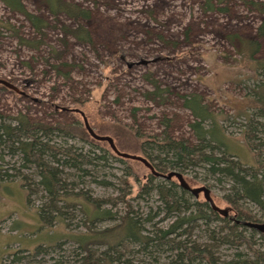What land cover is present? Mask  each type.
Here are the masks:
<instances>
[{
	"label": "rangeland",
	"instance_id": "1",
	"mask_svg": "<svg viewBox=\"0 0 264 264\" xmlns=\"http://www.w3.org/2000/svg\"><path fill=\"white\" fill-rule=\"evenodd\" d=\"M20 1L45 27L37 30L22 12L0 0V123L14 122L24 113L50 125L77 127L75 135L57 131L53 139L108 156L96 167V178L111 185L94 182L90 175L76 180L90 196L115 197L120 195L119 186H126V202L114 211H139L143 218L161 205L155 191L141 188L150 169L135 159L121 160L108 142L94 139L87 130L84 137L81 113L94 131L111 136L121 152L145 157L140 142L154 136L160 141L170 133L176 139L199 143L191 127L196 118L185 106L187 98L198 96L224 128L227 135L217 131L216 136L228 152L246 165L255 163L241 130L250 115L257 114L264 121V115L258 117L254 90L258 84L264 86V71L248 57L247 43L258 41L255 57L264 60V35L259 36L264 11L254 5L264 0H67L86 11L77 18L64 12L54 15L48 0ZM80 27L89 33L91 42L73 35L71 31ZM136 130L146 138L139 140ZM145 147L158 158L156 162L164 156L152 142ZM1 152L5 153L4 168L21 164L20 156H11L2 145ZM129 166L133 175H128ZM175 171L191 188H207L215 204L230 211L223 199L229 181L219 182L203 166ZM171 178L182 185L177 176ZM163 179L167 178L156 177L154 182ZM43 195L32 194L28 204L19 181L0 186V264L10 263V254L18 249L32 250L58 241L63 246L54 244L45 259L49 264H60L59 259L75 264V243L64 239L72 230L61 224L53 230L41 228L38 206L45 201ZM188 197L191 202L206 200L203 190L197 196L188 190ZM246 206L258 217L263 214L253 203ZM66 211L70 229L77 233L84 219L80 206ZM173 219L161 211L146 227L149 231L156 225L167 227ZM261 219L264 222V216ZM197 222L192 239L204 242L209 241L208 229L218 228L221 221ZM111 223L102 221L97 226ZM246 232L249 235L252 229ZM255 239L261 243L259 234L255 233ZM234 253L227 245L220 248L223 259ZM162 263L176 264L171 257H164Z\"/></svg>",
	"mask_w": 264,
	"mask_h": 264
},
{
	"label": "trees",
	"instance_id": "2",
	"mask_svg": "<svg viewBox=\"0 0 264 264\" xmlns=\"http://www.w3.org/2000/svg\"><path fill=\"white\" fill-rule=\"evenodd\" d=\"M1 1L11 9L22 12L37 30L45 27L42 19L29 13L20 0ZM254 5L264 11V4ZM48 6L54 15L63 12L76 18L86 15L84 9L67 0H48ZM71 32L83 42H91L89 33L82 27ZM261 35H264V24L259 31V36ZM247 43L248 57L257 63V69L264 71V60L255 57L259 42L251 39ZM257 86V89H262H254L256 103L259 105L258 117H262L264 86L263 83ZM185 106L196 118L191 127L199 140L198 144L186 139H176L168 133L160 141L157 136L141 141L140 149L160 173L203 166L206 172L219 182L229 181L231 184L223 199L231 206L228 215L233 217L232 220L229 219L230 216L215 210L208 200L191 202L187 188L181 184L179 186L173 178L154 182L156 177L162 176L153 174L151 170L141 188L149 193H157L161 202L157 211L154 214L150 212L146 218H143L139 211L130 209L123 214L114 211V207L120 202H126V196L129 194L126 186H119L118 196L99 198L90 196L79 188L76 182L80 175H90L94 182L111 185L110 181H98L96 178L99 172L96 167L101 161H106L108 156L98 155L95 151L79 150L67 140L62 144L56 142L53 139L55 132H67L66 136H72L75 135L74 127L50 125L35 118L30 119L24 113H19L14 122L0 123V145L11 156L19 155L21 160L19 166L13 164L4 168L5 153L1 152L0 184L19 181L26 190L28 204L32 202V194H44L45 201L38 206L42 229L53 230L54 226L61 224L73 231L70 229V217L66 208L75 209L80 206L84 219L81 220L78 232L68 231L64 237L75 243L72 250L75 264H165L162 263L164 257H171L172 262L176 264H264V231H256L243 223L262 222L261 218L264 216V121L257 119V114L256 117L250 115L241 130L243 141L255 157L253 165H246L236 155L230 154L225 144L216 136L217 131L225 134L226 132L198 96L187 98ZM206 121L210 122L209 127L205 126ZM85 128L82 127L81 130L84 137L87 136L86 130L88 131L86 125ZM136 132L139 140L146 138L138 133L139 130ZM88 133L91 135L89 131ZM91 137L96 139L92 135ZM149 142L154 143L163 152L164 156L159 162H156L158 158L147 151L145 145ZM231 155L237 158L234 159ZM120 158L130 159L124 156ZM89 166L95 167L93 173ZM129 168L131 174L128 175H133V168ZM124 182L129 184L128 177ZM247 203L256 205L263 213L261 217L249 209ZM161 211L174 219L167 227L156 225L153 231H149L146 223L152 222L155 215ZM197 220L206 223L221 221L218 228L208 229L209 241L198 242L192 239L191 234L198 224ZM102 221L112 223L97 226ZM248 228L252 229L249 235L246 232ZM255 233L259 234L261 243L255 239ZM56 243L41 244L32 250L18 249L10 254V263L4 264H49L45 256L50 254ZM60 245L62 244L58 241L57 246ZM223 245L235 249L232 258L223 259L220 256V248ZM241 248H245V251ZM58 262L68 264L65 259H59Z\"/></svg>",
	"mask_w": 264,
	"mask_h": 264
},
{
	"label": "water",
	"instance_id": "3",
	"mask_svg": "<svg viewBox=\"0 0 264 264\" xmlns=\"http://www.w3.org/2000/svg\"><path fill=\"white\" fill-rule=\"evenodd\" d=\"M82 116L84 117V123L88 129V131L91 133L92 136H94L96 139H99V140H103V141H107L111 148L119 155L121 156H124L126 158H130V159H135V160H139L141 162H143L150 170L153 174L157 175V176H162V177H165L167 179H170L172 176H177L179 178V180L181 181L182 183V186H184L185 188H187L188 190H191L196 196L198 195V193L200 191H204V195H205V198L206 200H208L212 207L221 212L222 214H224L225 216H227L229 214V209H223V208H220L219 206H217L214 202V200L212 199V197L210 196L209 194V191L207 188H191L183 179L182 175L180 172H177V171H171L170 173L168 174H164V173H160L158 171L155 170L154 166L152 165V163L144 156H141V155H137V154H131V153H127V152H121L113 138L111 136H108V135H99L97 134L94 129L90 126L89 122H88V119L86 118V116L81 113ZM245 225L249 226V227H252L254 229H256L257 231L259 232H263L264 231V222H251V221H244L243 222Z\"/></svg>",
	"mask_w": 264,
	"mask_h": 264
}]
</instances>
